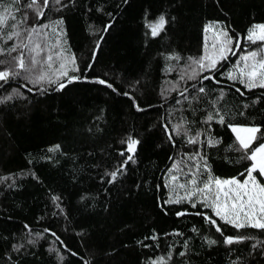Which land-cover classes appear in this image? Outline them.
<instances>
[{"label": "trees", "instance_id": "trees-1", "mask_svg": "<svg viewBox=\"0 0 264 264\" xmlns=\"http://www.w3.org/2000/svg\"><path fill=\"white\" fill-rule=\"evenodd\" d=\"M27 3L0 0L9 17L0 36L20 33L0 48L29 45L0 53V70L20 51L27 62L37 43L38 58L74 57L78 70L55 83H33L36 72L0 81V264H264V230L174 200L170 184L175 165L200 183L243 181L251 168L246 157L264 141L244 150L232 127L264 133V88L229 74L238 76L237 53L255 50L246 36L264 24V0H40L42 18ZM161 15L167 23L152 36ZM209 24L237 53L201 71L193 61ZM129 137L139 144L125 165Z\"/></svg>", "mask_w": 264, "mask_h": 264}, {"label": "snow or ice", "instance_id": "snow-or-ice-1", "mask_svg": "<svg viewBox=\"0 0 264 264\" xmlns=\"http://www.w3.org/2000/svg\"><path fill=\"white\" fill-rule=\"evenodd\" d=\"M43 7H47L49 4V0H42ZM56 3H60V0H55ZM40 0H28L26 5L27 8L34 9L37 17L42 18L44 16V12L38 6ZM9 17L6 14L0 13V32H2L3 27L6 25ZM15 19V17H12ZM26 19V16H25ZM62 23V21L58 22ZM167 23L165 16L161 15L158 17L156 22L149 23L148 27L151 29V35L157 36L164 29L165 24ZM43 27H47L44 25ZM209 28L213 27V25L209 24ZM30 34L27 37L29 43H31V33H36L37 29L32 27L29 30ZM20 35L19 32H9L6 35L0 36V39H3L6 43L7 40H12L14 37L18 38ZM221 35L224 37L223 42L221 43L219 49L214 53L212 57L205 55L199 60H194L193 63L198 65L201 71H208L215 68L218 60L226 59L228 53L235 54L231 45L233 40L228 36L227 32H221ZM246 39L251 42H256L257 40L264 42V24L254 25L249 29ZM28 48V44L16 45L9 47L7 49L0 48V53L7 52L10 54L11 52H16L18 48ZM215 47V45H214ZM43 51L41 49L40 44H35L32 48L29 49V59L26 62L23 51H20L19 54L12 58L14 65L8 69L0 70V81H7L10 76H20L22 73L29 74V76L36 72L38 73L36 79L33 80V83H40L42 81L47 80L49 83H55L60 78L66 77L68 75V71L65 63L61 62L59 64V68L52 72H40L37 68V65L43 63L51 69L53 56L49 53L47 54L46 61L38 59L40 57V53ZM58 55H61L58 53ZM178 59L179 57H170ZM243 61V67L239 64L236 65V72H238V76L235 73L229 74V79H240V82L244 84V86L248 89L251 88H264V49H261L260 52L252 51L249 55H245L241 57ZM205 61H208L206 64ZM3 63V61H0ZM71 64H75V58H71ZM18 68L20 71H16ZM78 70V69H73ZM195 75V73H194ZM55 77V79H53ZM27 78V77H26ZM210 77H205V79H209ZM73 79H79V77H69L68 82L71 83ZM99 84L107 85V87L111 88L112 85L108 84L105 80L100 79L96 81ZM65 87V84L58 83V89H62ZM201 92L204 91L203 88L200 89ZM183 94V93H181ZM124 95H128V93H124ZM11 97H9L10 99ZM138 107V106H137ZM138 110L139 109L138 107ZM209 119H212L209 116ZM220 122H224V118L220 117ZM179 128H177V132ZM232 131L236 133V139L239 142L242 149L247 150L251 147L252 143L257 139L264 141V133L261 132L259 127H232ZM257 133H260V136H257ZM191 143H196V140H190ZM210 143H219V141H209ZM121 143H125V141H121ZM127 151L130 153H135L136 146L139 144V140L132 139L129 137L127 140ZM59 148V145L56 146ZM55 150V149H50ZM123 155V153H121ZM254 161L250 170H248V178L241 183L236 179H224L221 180L219 178L210 179L204 183L203 188L194 187L192 193L190 195H194L197 192L204 195L205 203L208 207H211L215 211V215L218 216L225 224L232 225L236 229H242L246 227H250L253 229L264 230V184H260L256 177L252 175V172L259 171L260 175H264V142L259 143V145L251 151V154L246 157ZM133 160V155H129L124 162L125 165L128 161ZM199 167V166H197ZM207 168V164L204 165ZM121 169H117L110 173V183L115 182L117 178L118 172ZM173 180L176 177H172ZM191 183L196 185V179L193 177ZM215 185V190L213 191L212 185ZM179 187L184 188V184H180ZM211 197V199H209ZM56 199H59L58 197ZM169 202H179V201H169ZM195 207V204H193ZM183 215L184 213H179ZM208 222L214 226H216V231L222 232V229L219 225L216 224V221L211 217H208ZM53 235H55L53 233ZM210 243H216V241H209ZM225 242L229 245L239 242V238H233L232 236H228L225 238ZM163 264V261L160 262Z\"/></svg>", "mask_w": 264, "mask_h": 264}, {"label": "rangeland", "instance_id": "rangeland-1", "mask_svg": "<svg viewBox=\"0 0 264 264\" xmlns=\"http://www.w3.org/2000/svg\"><path fill=\"white\" fill-rule=\"evenodd\" d=\"M221 32H224V31L222 29H219L218 27H215V26L213 28L211 27V28L207 29L206 34H205V39H204L205 43H204V47H203V54L201 55L200 58L204 57L205 55H207L209 57H212L214 55V53L219 49L221 43L224 40V37L221 35ZM248 42L251 43V44H255L256 45L255 50H253V51L260 52L261 49H264V42H261L259 40H257L256 42H251V41H248ZM214 45H215V47H214ZM231 47L233 49V47H234L233 43H232ZM233 51L236 54L237 53V48L233 49ZM251 52L252 51L237 53V55L239 56L238 57L239 58V65L241 67H243V61L241 60V57H243L245 55H249ZM50 54L53 56L51 69H49L46 66V64L41 63V64L37 65L38 70L40 72H52V71H55L56 69L59 68V64L61 62L65 63L68 72H70L74 68L76 69L75 64L73 65V64L70 63L71 59L65 58L62 55H58V53H56V52H53V53H50ZM38 59L46 61L47 54H44L41 58H38ZM205 63L207 64L208 61H205ZM240 79H243V78L240 77ZM44 82H48V81L45 80ZM236 127H239V126H236ZM234 135L236 137V133H234ZM252 163H254V161H252ZM181 165H175L173 170H172V177H176L175 180L171 179V183H170L171 187H172L173 194H174V196H173L174 200L185 199V200H189L191 202H199V201L205 202L204 195H202V194H200L198 192L196 194H194V195H190V194L192 193V190H193L194 187L203 188L204 183L207 182L208 180H210L211 178L207 179V181H204V182L201 181V183H200L198 177H195L196 185H193L191 183L192 177H190V175H188V177L186 179L184 178V174L186 172H188L189 170H187L184 165L183 166H181ZM188 174H190V173H188ZM252 175L255 176L254 172H252ZM261 176L264 178V175H261ZM247 178H248V173H247L245 179H247ZM243 181H240V182L243 183ZM180 184H184L185 187L184 188L179 187ZM212 189H213V191L215 190V185L214 184L212 185ZM209 199H211V197H209ZM213 211H214V209H213Z\"/></svg>", "mask_w": 264, "mask_h": 264}, {"label": "water", "instance_id": "water-1", "mask_svg": "<svg viewBox=\"0 0 264 264\" xmlns=\"http://www.w3.org/2000/svg\"><path fill=\"white\" fill-rule=\"evenodd\" d=\"M135 151H136V149H135ZM128 152V151H127ZM129 153V155H133V153H130V152H128Z\"/></svg>", "mask_w": 264, "mask_h": 264}]
</instances>
